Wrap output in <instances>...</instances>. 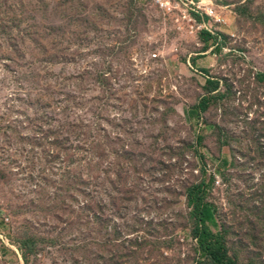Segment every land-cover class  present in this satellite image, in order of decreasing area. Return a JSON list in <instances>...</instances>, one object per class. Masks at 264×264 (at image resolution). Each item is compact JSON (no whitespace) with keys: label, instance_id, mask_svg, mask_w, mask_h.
Instances as JSON below:
<instances>
[{"label":"rangeland","instance_id":"374dc122","mask_svg":"<svg viewBox=\"0 0 264 264\" xmlns=\"http://www.w3.org/2000/svg\"><path fill=\"white\" fill-rule=\"evenodd\" d=\"M211 1L0 0V264H212L202 183L264 264V0Z\"/></svg>","mask_w":264,"mask_h":264},{"label":"trees","instance_id":"16d2710c","mask_svg":"<svg viewBox=\"0 0 264 264\" xmlns=\"http://www.w3.org/2000/svg\"><path fill=\"white\" fill-rule=\"evenodd\" d=\"M200 20V18L198 19ZM203 42H209L215 39L207 32H202ZM210 85H216L213 81H208ZM207 103L201 104V109L205 110ZM192 115L197 116L199 110L193 109ZM227 163V162H225ZM208 184H200L192 186L187 191L189 204L192 205L195 215L200 221L201 228L197 231L196 237L198 244L202 248L204 255H206L212 262V264H238L237 261L229 257L227 247L218 237L216 238L209 228V225L216 223V208L211 203L205 201V193L208 188Z\"/></svg>","mask_w":264,"mask_h":264},{"label":"built area","instance_id":"2783aa9c","mask_svg":"<svg viewBox=\"0 0 264 264\" xmlns=\"http://www.w3.org/2000/svg\"><path fill=\"white\" fill-rule=\"evenodd\" d=\"M155 2L161 10L169 13L180 10L184 21L192 22V17L196 22L203 16L214 18L215 8L211 0H155Z\"/></svg>","mask_w":264,"mask_h":264}]
</instances>
